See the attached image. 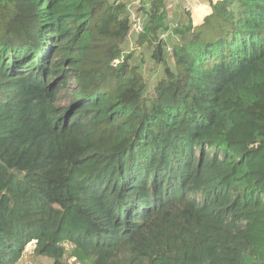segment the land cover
<instances>
[{
	"label": "trees",
	"instance_id": "obj_1",
	"mask_svg": "<svg viewBox=\"0 0 264 264\" xmlns=\"http://www.w3.org/2000/svg\"><path fill=\"white\" fill-rule=\"evenodd\" d=\"M128 2L0 0V264H264V0L141 5L148 77Z\"/></svg>",
	"mask_w": 264,
	"mask_h": 264
},
{
	"label": "rangeland",
	"instance_id": "obj_2",
	"mask_svg": "<svg viewBox=\"0 0 264 264\" xmlns=\"http://www.w3.org/2000/svg\"><path fill=\"white\" fill-rule=\"evenodd\" d=\"M126 1H129L128 3L130 4L132 14H134L132 19L140 17L139 21L142 23L144 14L142 11H139V9L141 5L145 3L149 5L148 2L150 0ZM164 4L168 14L166 24L170 29L175 28L177 25L181 26L184 23H187L189 18L193 21V25H195V27L203 25L205 17L208 16V7H210L209 0H164ZM135 19L136 23L133 24L131 36L124 46V55H128L131 51H135L131 63L139 65L144 75L148 77L151 73L150 70L154 67V63L151 58V49H147L145 47H135L136 35H138L136 27L138 26L137 22H139L138 18ZM163 36L168 41L169 46H172L175 37L169 36L167 32H165ZM178 41H180V39H178ZM168 51L170 50L168 49ZM167 62L172 65L171 57H168ZM67 262L68 264H78L75 259H67ZM19 264H54V261L51 258L36 255L34 253V244H29Z\"/></svg>",
	"mask_w": 264,
	"mask_h": 264
},
{
	"label": "built area",
	"instance_id": "obj_3",
	"mask_svg": "<svg viewBox=\"0 0 264 264\" xmlns=\"http://www.w3.org/2000/svg\"><path fill=\"white\" fill-rule=\"evenodd\" d=\"M140 19H138V21H139ZM138 25V26H137ZM137 27H136V32L139 34L140 32H141V23H140V21L139 22H137ZM169 50H171V49H169Z\"/></svg>",
	"mask_w": 264,
	"mask_h": 264
},
{
	"label": "crops",
	"instance_id": "obj_4",
	"mask_svg": "<svg viewBox=\"0 0 264 264\" xmlns=\"http://www.w3.org/2000/svg\"><path fill=\"white\" fill-rule=\"evenodd\" d=\"M213 1V3H216V2H218V1H222V0H212ZM209 8V11H207V15H209L210 13H211V8L210 7H208Z\"/></svg>",
	"mask_w": 264,
	"mask_h": 264
}]
</instances>
